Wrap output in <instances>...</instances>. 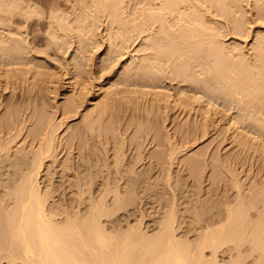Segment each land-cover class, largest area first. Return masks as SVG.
Masks as SVG:
<instances>
[{"label": "bare ground", "instance_id": "obj_1", "mask_svg": "<svg viewBox=\"0 0 264 264\" xmlns=\"http://www.w3.org/2000/svg\"><path fill=\"white\" fill-rule=\"evenodd\" d=\"M91 1L95 3L97 9H110V13L113 14H111L112 18H117H113V20L116 19V22L114 23H120V26L119 24L117 25L119 26L118 28H121V25L123 23V28L127 27V22H124V20H121L119 18L120 16L118 13V8L120 5L118 6V8L116 6L117 3H123L122 0V2H117L118 0H116L117 3L111 0H108L109 2H107L106 0ZM220 1L221 0H205V2H207L210 6H213L215 5V3L217 4ZM113 2L115 4L112 5ZM12 3V1L10 3L7 1L5 2V0H0V17L2 18L3 16L4 20L8 18L10 20L9 23L12 20V18L10 17L11 13L12 16H14V11H18V5H20L17 3L16 5H14L15 3ZM145 3L149 5V10L151 11L148 13L144 12L145 14L142 13L141 29L143 30L150 21L159 22L160 25L159 29L156 30L157 33L158 31L159 34H161L160 32H162L167 35L165 37L169 36V39L163 40L159 38L158 43L162 47L168 46L167 48H169V54L159 51V54H153L150 57L148 56L147 58H144V63H142L143 60L141 61L139 59L140 61H137L139 65H134L137 68H134L133 66V70L129 72H133V75L136 72L135 74L140 75L141 78L148 76V80H150V83H152L159 77L163 64L167 63L168 60L181 59L184 55L189 56L190 50H182V48L185 47H180L179 41L188 43L190 41V37L193 36V30L197 28V25H202L201 21L202 23H204L203 20L205 19V17H203L202 14H199V11L194 5L193 0H145ZM234 4H237V2H234ZM205 5H203V7ZM204 8L206 9L207 6ZM229 8L232 7L229 6ZM24 12L21 10L20 13L25 14L26 12ZM27 13H29V11ZM166 13H169L171 15L176 13L175 19L177 22L175 24L178 25V28L175 31H172L171 29L175 24L171 25L170 21L166 18ZM3 18L0 22L7 23L8 21L4 22ZM53 21L51 22L55 23L56 20L54 19ZM181 21H184V23H181ZM237 22H239V20ZM207 23L208 21L205 22L206 25ZM57 25L59 24L57 23ZM139 25L140 24L136 23L132 26H134V28L136 27L135 30L137 31V27ZM238 25L239 24L236 23V26L234 28L237 29L238 27L239 30L240 25ZM207 28L209 29L208 25ZM18 30L20 29L18 28ZM0 33L2 34V32ZM14 37L15 38H13V35L11 37L10 34L8 37L0 35V48L3 50V53L1 52L0 59L4 60L0 61V65L2 64L0 66L1 68L3 67V63L5 61H8L10 63L6 62V65L4 64L6 68H4L7 69L8 66L10 68L12 65V61L16 59L14 55L16 53H19V55L17 54L18 56L16 55L18 57L16 59V62L18 61L19 66L23 64L19 62H25L24 56L27 53L24 55V51L26 52L27 50H25L26 47L23 44L26 43V40L21 41V37ZM25 37H23L22 39H24ZM53 37H55V33ZM261 41L262 42L260 43L262 44H260L259 46L261 48L258 47L259 51L262 48L264 49L263 37ZM216 42L217 41L215 37L211 35V38L208 41L210 45L207 52L208 54H206L203 59H199V61L197 62L198 66H200L199 69H204L208 73H210L211 78L216 83L220 84L221 87L226 89L228 95L233 96L240 101L245 97L249 101V103L258 100L259 93L264 90V63L262 58L254 56L253 60H255H252L251 62V60L243 56L242 53H238L240 54L238 56V59H233L234 55L230 59L226 54L225 48L227 46L218 45ZM1 43H3L4 45L1 46ZM29 45H32V43ZM213 45L216 48L212 52L211 48ZM26 46L28 48V45ZM198 46V44H195L194 46L190 47L192 48ZM236 47L237 48H235V50L240 49L238 46ZM28 51L30 52V49ZM13 52L15 53L13 54ZM26 56L25 58H27ZM208 56H211L212 58L210 59V61H205L204 58H207ZM13 58L15 59L13 60ZM27 59L26 60L29 61V58ZM38 60L39 59L37 58L36 62ZM34 62L35 61H33V63ZM134 62L136 61H133L132 59V61H130L129 63L132 65L134 64ZM27 63L28 62H26V64ZM37 63H39V61ZM40 63L43 64L46 62ZM13 64L17 65L15 61ZM16 69L18 70V68ZM134 69H136L135 72ZM9 71H12V69H9ZM129 72L126 73L127 76L131 75H128ZM6 74L7 73H5V75ZM191 79L192 82L196 84L204 81L198 76L192 77ZM141 81L143 82V80ZM75 82H78L77 79L75 80ZM152 86H155V84ZM12 98L15 99V101L17 100L16 97ZM70 100L71 99H69V101ZM76 100L77 102L75 100L74 101L78 103V99ZM109 100H111V98L106 99V101L101 104L98 103L99 101H96L97 104L94 102L95 106L91 108L88 107L89 109L87 114L86 112H84L86 114H84L83 116V119L85 118L83 128L84 141L82 140V138H80V136H75L72 134H70L69 136L66 135L67 137L64 136V138L58 139V136H56V130L57 128H59L61 122L58 127H55L56 125H54V123L51 124L50 120L48 119L50 116H45L46 113L44 115V111L40 112L38 110L36 112L35 109L32 108L30 112L28 110L31 107H27L28 105L25 104L20 105L22 103L19 102V104L18 100L16 102L18 104L17 106H15V108L14 104H10V107L8 106L9 108L7 107L8 110L6 111H4V109L6 108H3V112H1L2 114L0 115L1 262L3 260V257H7V259L11 262L19 259L22 261V264H220L221 258L219 261L217 255L220 253L218 252L222 253V251H228V256L229 252L231 254L233 252L232 257L230 255V258L228 259L230 262L228 261V263L221 264H244V259H242L243 254H247L249 251H251V253L257 251L259 252V254L255 252L257 253V256H254V258L256 259L253 260H256L257 263L261 262V264H264V200L259 199L262 200L261 206H259V203L261 202L255 201L257 198L254 200V198L257 197H254L256 185H254L255 187L253 186L249 189H247L248 187L246 188V190L251 191V193L247 192L246 190L239 191L238 189H236L235 192L237 195H235V197L233 192L231 194L233 195L232 197H230V195L228 198H226L229 194V190L231 189L230 187L233 186V188H237V185H239V188L241 189L242 185L240 186L239 183H236L237 185L230 184V181L231 183H233L231 180L232 177L230 179L229 176V180L226 175L222 176V174L220 173L221 170H219L218 168L221 165L223 166L227 160L225 161L224 159H222V161L224 160L225 162L221 163L214 162V160V167L212 165V161H210V165H208V163L206 162L209 159L206 158V160L204 158V160H202L203 155L197 153L198 151H196L197 155H192L185 159H181L184 160L183 162L186 165L184 168V164L180 166V164L178 163L175 171H170L172 169L170 168V166L173 165L174 162H172V164H168L170 163V161L167 160V155L169 154V152L166 155L167 150L164 151V144L162 143L160 138L161 136L159 134L160 126L158 125L157 128L155 126L157 124H155L154 127H151L155 122H153L152 125L150 124L151 126H148L149 131H146L148 130L146 129L143 134L141 132V129H139L140 134L138 132L139 130H136V133L138 132L137 134L134 132L135 135H137L134 138V134L131 133L132 137L130 134L129 139H132L129 140L130 142L128 141V137L124 139V135L122 134V130H120V127L119 130L121 132L118 130V133H115L114 135L116 137V134L118 135L120 132L123 136L119 135L120 138L122 137L121 139H119V136L118 139L117 137L115 138L116 140L113 138L115 143L112 144L113 140L112 142L110 141L111 132L113 134L114 130V127H112V122H114L113 124H116L115 122H117L118 119L115 121V117L113 116L114 118H112V115L116 116V111L113 110L115 113L113 111H111V114L109 113V109L111 110L112 104L114 106V102H112V100L110 101V103L112 104L108 103ZM181 100L183 101L184 98ZM7 101H9V99H7ZM15 101H13V103ZM10 102H12V99ZM1 103L0 109L2 106H4V101H2V98ZM67 103L68 102H64L65 105L62 106L63 108L60 107V109L63 110L62 117L64 119H71V117H74L80 110H78L79 104L77 105L73 101H70L69 104ZM5 104H7V102ZM18 105H20L22 108L23 106H25L26 108H17ZM33 110L36 113L39 112L43 115L39 114V117L37 115L36 120L34 119L36 118V114ZM58 110H56L55 112H57ZM17 111H20V113L17 114ZM46 111L47 110H45V112ZM118 123H120V121H118ZM118 123L117 127L115 128V132H117V128L122 124L121 123L118 126ZM129 125L131 124L129 123ZM123 127H128V125L126 126L125 123L122 128ZM139 127L141 128L140 125ZM259 127L262 128L264 127V125L261 124V126ZM126 131L124 132L126 133ZM151 132H153V136L149 135L151 134ZM22 133L23 135L21 137V141L18 140V137L21 136ZM145 133L146 135H144ZM261 134H264V132H261ZM168 137L169 136H167V138ZM163 138L165 139V137ZM167 138L166 140L168 141ZM126 139L127 144L125 141ZM147 139L149 140V144H152L153 141H156V147L154 145V147L150 146L151 149L149 148V150L146 151V148H144V144L148 142ZM80 140H82L83 142H81ZM186 143L189 142L187 141ZM149 144L147 146H149ZM75 150H77L78 153H75ZM172 151L170 152L171 154L177 151V149L173 151V153ZM63 152H65L63 158H59L60 154ZM204 152V157H206L207 155L205 156ZM217 153L215 154L216 160L218 156ZM198 154L200 155L199 157H202L201 159L198 158ZM169 157L172 156L169 155ZM169 157L168 159L170 160L173 158ZM196 157L198 159H196ZM209 157L210 155L208 156V158ZM178 160H180V157ZM211 160H213L212 157ZM211 165L214 167V169ZM207 166H210V169H212L210 174V170L208 171V174H205L206 170L208 169ZM222 166L220 168L224 167ZM225 168L226 166L224 167V169ZM230 168L231 167L227 166V169ZM230 170L232 171L233 169ZM227 171L229 172V170ZM225 173L226 172H224V174ZM237 176H235V178ZM188 177H191V179ZM225 177L227 178V180ZM171 178H173V182L171 183V189L173 188V191H171V189L170 191L166 189L168 192L175 191L174 193H171L172 195L170 194V199L172 198L170 200L171 204L168 203L169 205L165 204L163 206L166 208L161 214L162 217L159 216L158 218L157 216L158 220L150 219V221H148L149 224L153 222L154 227L156 224V227H153L154 229H151L152 226L147 227V225L149 224L146 222V228L150 229L151 231L154 230L152 231V233L151 231H149L150 233L146 231V228L144 229L145 231L142 230V227L144 226L143 224L145 223L143 222V226H141L139 223H142V221L146 220L145 217L143 218V216H146V213L143 212L144 215H142V211L145 209V207L141 205L143 201L147 202V195L149 194L148 193L147 195H141L142 191L144 192V189L145 191H149L147 188L150 189L152 187L158 188L162 184H164L165 186V183H170L169 180ZM223 180H229V185ZM221 181H223L224 183ZM180 183L182 186L185 184V186L187 185L189 188H195L197 190L196 192L199 193L201 197L204 196L210 198L208 199L203 197L204 200L201 199V201H198L200 200V195L198 194V200H194V198H197V193L195 192L196 194L192 195H195L196 197L193 196V199L190 198L191 203L188 199L186 200V202L188 201L194 207L196 206L197 201L198 203L200 202L201 205L200 206L198 204V208H194L191 205L193 208H188L189 210L186 209L187 206L186 208H184L186 209L184 210L185 213L187 212L188 214V212H191L189 213V216H191V214L193 216L190 217L191 221L188 220L191 225L187 224V222L185 224L186 227L188 226L187 228H189L188 231H190V229H193L197 232L195 236L196 238H189L186 239V241L180 239L183 238L180 237L181 235L184 236V234L180 235L181 232L179 230L180 228H182L180 226L183 225H179L178 223L177 226H175L174 224V216L178 214L175 213L174 208H177L179 203L178 202L176 204L175 200L178 201V199H175V196L177 197L178 195L179 198V196L181 195H176L178 191L182 190L177 187L180 186ZM203 183L205 185H203ZM227 185L230 186V189L226 188ZM167 186L168 188H170V185ZM182 186L180 188H182ZM128 189L131 190L128 191ZM193 189H190V192L193 191L194 193L195 189ZM219 189L221 192L224 191L223 193L225 194L228 190V194H226L225 196V194H222L221 192L219 193ZM138 190L141 191L140 194ZM214 190L216 192V198L218 197L217 195L220 194L224 195V197L226 198L225 199L223 197L225 204L223 205L225 206L223 207L224 209L220 208L219 212L217 211L218 213L213 211L211 208L213 206V203L215 205L217 203L216 200L220 198L219 197L218 199L214 200L215 197L211 193V191ZM136 191H138V194L135 193ZM147 191L144 193H147ZM202 191L203 195L201 194ZM241 191L245 195H247V197H245V195L241 193ZM85 194L87 195L85 196ZM73 195L76 197H73ZM211 195L214 198L209 197ZM148 196H150V194ZM137 198L139 200H137ZM193 200H197L196 204L195 202H193ZM210 200H212L213 202H210ZM206 201L207 203L210 202L212 206H210L211 204L207 205ZM221 201L222 199L219 200V202ZM201 202L204 204H201ZM175 204L177 205L176 207ZM180 204L181 203H179V206ZM82 205H84V207H81ZM121 210L122 213H120ZM123 210H126L125 212L127 213H124ZM136 213L139 215L136 216ZM140 214L142 217L140 216ZM186 217L188 218V216ZM142 218L145 220H143ZM135 220H138L139 223H136ZM190 226L192 227L190 228ZM186 227H183L184 231L181 229L182 232H184L185 234H190L192 230L190 232H187L185 231ZM185 237L186 236H184V239ZM245 242H247V244ZM243 245L245 246L246 250L245 248H243ZM247 250L249 251L246 253L245 251ZM252 254L248 253L246 257ZM239 255L241 258L239 257ZM8 260H6L7 263ZM224 262H226V260ZM252 262L253 261H251V264ZM8 264H10V262ZM254 264L256 263L254 262Z\"/></svg>", "mask_w": 264, "mask_h": 264}, {"label": "rangeland", "instance_id": "obj_2", "mask_svg": "<svg viewBox=\"0 0 264 264\" xmlns=\"http://www.w3.org/2000/svg\"><path fill=\"white\" fill-rule=\"evenodd\" d=\"M6 1L10 3L12 1L13 2L12 4L15 3L14 5H16L17 3L20 5H18L19 10L18 11L15 10L17 12L14 11L13 13L14 16H12L11 13L10 17L12 18V20L10 23H9L10 20L8 18L4 20L2 16L4 22L8 21L7 22L8 24L0 22V32H2V34L0 33V35L8 37L10 34L11 37L13 35V38H15L14 36H16L17 38L18 36L21 37V41L26 40L25 41L26 43H28L29 41L28 44L23 42L24 43L23 45L26 48H27L26 45H28V48L27 49L25 48V50L27 51L26 52L24 51V55L27 53L26 54L27 56L26 55L25 56L29 58V61H27L28 59L25 58V56L23 55L25 62H19V63H23V64L24 63L26 64V62L28 63L26 65L21 64L19 66L18 61L16 62L19 53L14 54L15 52H13V54L16 57V59L13 58V60L15 59L14 61L17 65L13 64L14 61H12L11 67L9 68L8 66L7 69H5L6 67L4 66V64L6 62L10 63L8 61H5L3 63V67L2 68L0 67V74H1L0 92L1 94L3 93L2 95L0 94L1 96L0 103H1V98L2 101H4L3 104L4 106L1 105L2 107L0 109V115L2 114L1 112H3L4 107L6 108L4 109V111H6L8 110L7 107L8 106L10 107V104L12 105L14 104V108H15V106H17V104L21 102L22 104L19 103L20 105L25 104L28 105L27 107H31L28 110L30 112L32 108L35 109L36 112L38 110L40 112L44 111L43 112L44 115L46 113L45 116L47 115H48L47 117L50 116L48 119L50 120L51 124L54 123V125H56L55 127H58V125L61 122L60 124L61 126L59 125V128H57L56 130V136H58V139L64 138V136L67 137L70 134H72L75 136H80V138H82V140L84 141L83 139V134H84L83 128L85 123L84 122L85 118L83 119V116L85 114L84 112H86L87 114L89 109L88 107L91 108L95 106V103L97 104L98 101H99L98 103L101 104L104 103L106 99L111 98L112 102H114V106L112 103H110L111 100H109L108 103L112 104L111 110L109 109V113L111 114V111L113 110L116 111V113L113 111L116 114V116L112 115V118L115 117L114 118L115 121L117 119L118 121H120V123H118V121L115 122L116 124H113L114 122H112L113 125L112 127H114V130L112 129L113 134L111 132V139H110L111 142L113 138L115 139L117 137L118 139V136L121 135L120 130H122L124 139L128 137V141H129L130 139H132V138L129 139L131 133L134 134L133 138L137 136L135 135L136 130L138 131L139 129H141V132L143 134L144 131L149 128L148 126H151L152 123L155 122L151 127H154L155 124H157L155 125L157 128L158 125L160 126L159 134L161 136L160 137L161 141L164 144V149H165L164 151L167 150L166 155L169 152V154L167 155V160H169L170 163L168 164H172V162H174L173 165H171L172 167L169 165L170 168H172L170 171L173 170L175 171V169L178 166V163L180 164V166L184 164L183 162L184 160L181 159H185L192 155L193 156L197 155V153L203 155L202 160H204V158L209 159V160L206 159L207 161L205 160L208 163V165H210V161L213 162L215 160L214 162L221 163L227 160L225 163V164L228 163L227 165L222 163L224 164L223 165L224 167L226 166V168L224 169V167L221 164L217 163L223 167L220 168L221 167L220 166L218 169L221 170L220 173L222 174V176L226 175L227 178L230 176V179L232 177L231 180L233 183H231V181L229 182L230 180L229 178H228L229 180L226 181L227 180L226 177H225L226 180L223 181H225L228 185L229 183L232 185L239 183L240 186L241 185L242 186L240 189L239 185L237 184H236L237 188H233L232 185H231L232 187L227 185L226 188L228 189L230 187L231 189L230 188L229 189L231 190V192L229 190V194H228L227 193L228 190L227 192L225 190L226 194H228L226 198H228L233 192L235 197V195H237L235 192L236 189H238L239 191L240 190L245 191L247 187H248L247 189H249L250 187L256 185V187L255 186L254 187L257 193L255 191L254 197L255 196L257 197H255L254 200L256 198H257L255 200L256 202L258 201L261 202L262 200H264L263 198L264 197V185H263L264 184V134H261V132H264V127L262 128L259 127L261 126V124L264 125V90L259 93L258 100L256 101L249 103V101L245 97L243 98V100L240 101L235 97L228 95L227 90L221 87L220 84L216 83L211 78V74L208 73L206 70L204 69L200 70L199 69L200 66H198L197 64L199 59H203V57L206 54H208L207 52L210 47L208 41L211 38V35L215 37L217 41L216 43L218 45L227 46L225 48L226 54L230 59L233 55H234L233 59H238V56L242 53V55L247 57L249 60H251V62L254 56L255 57L258 56L262 58L264 63V49L262 48L260 51L258 49L260 44H262L260 43L262 42L261 41L262 37L264 38V0H221L219 3L217 4L215 3V5L213 6H210L207 2H205V0H193L194 5L197 7L199 11V14H202L203 17H205V19L203 18L204 23H202L201 21L202 25H197V28L193 30L192 32L193 36L190 37V41L188 43L179 41L180 47H185L182 48V50H186V49L190 50L191 55L190 54L189 56L184 55L181 59H171L168 60L167 63L163 64L159 77L154 82H152L155 84V86H152L154 84L150 83V80H148V76L142 77L143 78L142 79L140 75L135 74L136 69H134L135 72L134 75L133 72L132 73L129 72L133 70L134 65L136 64L139 65L138 62L140 60L142 61L144 58H147L148 56L150 57L153 54H159V51L169 54L168 51L169 48H167L168 46L162 47L158 43L159 38L163 40L169 39V36L165 37L167 36L166 34L162 32H160L161 34H159V31L157 33L156 30L159 29V25H160L159 22L150 21L143 30L141 29L142 13L145 14L151 11L149 10V5L145 3V0H122L123 3L121 4L117 3V2H122L121 0L120 1L118 0L117 2L116 0H111L117 3L116 4L117 8L120 5L118 8V13L120 16L119 18L121 20H124V22H127L126 28H123L124 23L121 25L122 26L121 28H118L120 26V23H118L119 26H117L118 25L117 23H114L116 22L117 18L113 17L116 18L115 20H113L111 16L112 13H110V9L108 10L102 8L97 9L95 3L92 2L91 0H24V1L5 0V2ZM106 1L109 2L108 0ZM234 2H237V4H234ZM113 4L115 3L113 2L112 5ZM203 5H205L204 7L207 6L208 9L206 8L207 9L206 10L203 7ZM223 5L225 8L223 7ZM229 6L232 8H229ZM226 7L227 10L229 9L230 11L229 10L227 11ZM21 10L23 12L25 11L26 13L29 11V13L27 14L25 12H24L25 14L20 13ZM25 15L27 18L25 17ZM175 17H176V13H174L173 15L166 13V18L167 20L170 21L171 25H174L177 22ZM2 18L0 19V21H2ZM54 19L56 21H58L59 19V21L58 22L55 21V23H53ZM205 20L208 21L207 25L209 26V29L205 24L206 22ZM238 20L239 22H237ZM57 23L59 25H57ZM136 23L140 24L137 27L138 29L137 31L135 30L136 27L134 28V26H132L133 24ZM181 23H184V21H181ZM236 23L240 25V26L238 25L240 27L239 30L238 27L237 29L234 28L236 26ZM18 28L20 30H18ZM177 28L178 25L175 24L174 27H172L171 29L172 31H175ZM54 33H55V37H53ZM154 35L157 36L155 37ZM23 37L25 38L22 39ZM56 39L59 43L56 41ZM30 41L32 45H29L31 44ZM1 44H2L1 46L4 45L3 43ZM195 44H198L199 46L192 48L190 47V46H194ZM236 46L240 48L239 50L236 49L237 51L235 50V48H237ZM215 48L216 47H214L213 45L211 51L213 52ZM29 49L30 52L28 51ZM1 50L2 49L0 48V55L1 52L3 53V50L2 51ZM31 58L36 60L38 58L39 63H37L38 61L36 62V60H32ZM211 58H212L211 56H208L207 58L204 59L205 61H210ZM132 59L133 61L136 62H134V64L131 65L129 62L132 61ZM1 60L2 59H0V61ZM33 61H35L36 64L35 62L33 63ZM29 62L32 64H30ZM40 62H46V63L41 64ZM142 63H144V60L142 61ZM16 68H18V70ZM134 68L137 67L134 66ZM9 69L10 70L12 69V71H9ZM3 70L5 73H7L6 74L7 76L5 75ZM8 72H12V73H8ZM127 72H129L128 75L131 74L133 76L131 75L127 76L126 74ZM196 76H198L200 79L204 81L198 84L193 83L191 78ZM73 77L76 78L74 79ZM76 79L78 82H75ZM141 80H143V82ZM147 83L150 84L148 85ZM10 96L16 97L18 103H16L17 100L15 101V99H13ZM183 98L184 100L182 101L181 99ZM7 99H9V101H7ZM11 99L12 102H10ZM69 99H71L70 101H73L74 103H76L77 102L76 99H78L79 102L76 104L77 105L79 104L78 110L79 109L80 110L74 117H71V119L70 118L64 119L62 117L63 110L60 109V107L63 108L62 106L66 104V103L64 104V102H68L67 104H69L70 102ZM5 101L7 102V104H5L6 103ZM13 101L15 102L13 103ZM80 103L82 106L80 105ZM33 104L35 107L33 106ZM20 105H18L17 108L24 109L25 106H23L22 108ZM45 110L47 111L45 112ZM56 110L58 111L55 112ZM36 112H35L36 118L34 119L37 120V115L39 117L40 116L39 114L42 113L39 112L36 113ZM18 113H20V111H17V114ZM117 123L118 126L119 124L121 123L122 124L117 128V132H115ZM125 123L126 126L128 125V127L122 128V126L125 125ZM129 123L132 126L129 125ZM139 125L141 126V128L139 127ZM118 130L120 132L118 135L116 134L115 137L114 134L118 133ZM124 131H126V133ZM146 131H149V129ZM138 132L140 134V130ZM23 133L21 134V136L18 137V140H21ZM144 135H146V133ZM149 135L153 136V132H151V134ZM162 136L165 137V139ZM167 136L169 137L167 138ZM121 138L119 136V139ZM166 138L168 139V141L166 140ZM162 139L164 140V142ZM82 140L80 141L83 142ZM125 141L127 144V139ZM187 141L189 143H186ZM155 142L156 141H153L152 144H149V140H148V142L144 144V148H146V151L149 150V148L151 149V147L154 146L156 147ZM167 142L170 143L168 144ZM114 143L115 141L113 140L112 144ZM148 144L149 146H147ZM165 145L167 149L165 148ZM173 147H175L177 151H175L176 149ZM168 148L171 150H169ZM172 150L175 151L176 153L175 152L173 153ZM202 150H204L205 152ZM171 151L173 154L170 153ZM196 151L198 152L196 153ZM74 152L78 153L77 150H75ZM203 152L205 153V156L207 155L206 157H204ZM64 153L65 152L61 153L59 158H63ZM216 153L218 155L217 156V160L219 159L218 161L215 159ZM199 154H198V158L201 159L202 157H199L200 156ZM169 155H171L173 158L169 157ZM184 155H188V156H184ZM209 155L210 157L208 158ZM168 157L172 158L171 160L173 161L168 159ZM179 157L180 160H178ZM211 157L213 158V160H211ZM198 158L196 157V159ZM222 159H224L225 161L224 160L222 161ZM214 162L212 165L215 167ZM185 166L186 165L184 164L183 168ZM227 166L231 167L230 169L233 170L231 171L230 169H227ZM207 168L208 169L206 170L205 174H208L209 170H210L209 171L210 174L212 169H210V166H207ZM227 170H229V172ZM224 172L226 173L224 174ZM235 176H237L236 178L238 180L235 178ZM188 178L191 179V177ZM169 181H170L169 184L168 183L166 184L164 182L165 186L164 184H162L163 186L161 185L158 188L156 187H152L150 189L147 188L149 190V191L146 190L147 193H144L146 192L145 189L144 192L142 191L141 195L142 194L147 195L148 193L150 194V196H148L149 194L147 195V199H148L147 202L143 201L141 205L145 207V209L147 210L146 211L144 209L145 211L144 210L142 211V213L143 212L146 213L145 214L146 216H143V218L145 217L146 220L142 218L143 220H145V221L141 220L142 223H139L138 220L137 221L135 220L136 223H139L141 226L144 225L142 227V230L146 228V224L148 223V221H150V219L158 220L159 216L162 217L161 214L164 212V209L166 208L163 207L165 204L166 205L168 203L171 204L170 203V200L172 199V198L170 199L172 195L171 193H174L175 191L168 192L172 187L171 183L173 182V178H171ZM238 181H241L242 183ZM167 185H170V188H168ZM179 185L180 186L177 187L179 189H182L184 193L182 190H181L182 192L178 191L176 195L181 194L180 195L181 198L180 196L178 198L177 195V197L175 196V199H178V201L174 199L176 201V204L178 202L181 203L180 206L179 203L178 206L175 204V207L177 206V208H174V211L175 213L178 214L174 216L175 218L174 224L175 226H177L178 223L179 225H183L180 226L182 228L179 229L181 233L180 232L178 233H180V235L184 234V236L186 237L188 236V237L187 238L185 237L184 239V236L182 235L180 236L179 234L178 235L183 238H180L179 236L178 237L181 240L186 241V239L189 238H193V239L196 238L195 236L197 232L194 231L193 229H190V231L192 230L191 231L192 233L188 231L189 228H187L188 226L186 227L185 224L186 222L187 224H190L188 220L191 221L190 217L193 216L192 214L191 216H189L190 215L189 213L191 212H188L187 214V212L185 213L184 210L188 208L192 209L194 207L192 204H190L191 203L190 198L193 199L194 197L197 196V198H194V200L195 199L198 200L199 193L196 192L197 190L195 188L194 190L193 188H189L187 185L185 186V184L182 186L181 183ZM203 185L205 184L203 183ZM181 186L182 188H180ZM172 189L171 191H173ZM190 189H193L194 193L192 190H191L192 192H190ZM130 190L128 189V191ZM138 191L140 194L141 191L140 190ZM138 191H136L135 193L138 194ZM242 191L241 193H243ZM246 191L251 193V191L249 190ZM195 192L197 193V195L196 196L192 195V194H196ZM220 192L221 191L219 189V193ZM223 192L221 193L225 194ZM202 193L203 191L201 192V194ZM211 193L215 197L214 200L218 199L219 197L220 198L216 200L217 203L215 205L213 203V206L210 203L214 201L213 199H212L213 201L210 200L209 203H207L208 201L207 200L206 203L207 205L211 204L210 206H212L211 208L213 211L219 212L220 208L224 209L223 207H225L223 206L225 205L223 199L224 195L221 194L217 195L218 197L216 198L215 190L211 191ZM86 195L87 194H85V196ZM212 195L209 197H213ZM232 196L233 195H231L230 197ZM73 197L76 196L73 195ZM203 197L204 196L201 197L200 195L199 197L200 200L198 201H201V199L204 200V198H208V197H204V198ZM245 197H247V195H245ZM187 199L190 202L189 203L187 201L188 204L186 202ZM221 199L223 203L222 201L219 202V200ZM137 200L139 199L137 198ZM194 200L193 202H195L196 204L197 200L196 201ZM198 201L195 206L197 208L199 207L198 204L200 205V202L198 203ZM204 203L201 202V204ZM259 204H260L259 206H261L262 202ZM81 207H84V205H82ZM125 211L126 210H123L124 213H127ZM120 213H122V210L120 211ZM144 213L142 215H144ZM137 215L139 214L136 213V216ZM186 216H188V218ZM143 222L145 224H143ZM152 223L153 222H151L150 224L148 223L149 225H147V227L152 226L151 229H154L156 227V224L154 227L153 226L154 223L153 224ZM183 227H186L185 231L190 232V234L186 233L187 234L186 235L184 232H182ZM191 227L192 226H190V228ZM145 230L148 232L151 231L150 229L147 228ZM245 243L247 244V242ZM243 248H245V246ZM248 251L249 250L245 252L247 253ZM255 252L254 253L252 252L254 254L253 255L251 251H249L248 253L252 255H248L247 257L246 255L248 253L243 254L242 259H244V264H248V263L251 264V261H253L252 264H254V262L256 264L259 263L261 264V262L258 261L259 263H257L256 260L255 261L253 260L256 259L254 258V256L256 257L257 253L259 254V252L257 253ZM218 253H217L218 260L220 261L221 258L220 264L228 263L229 261L228 259L230 258L229 256L231 255L232 257L233 254V252L232 254L229 252V256H228V251L226 252L222 251V253L221 252ZM224 259L226 260V262H224L225 261ZM6 260H8L7 257H3L2 262L0 259V264L2 263L8 264L9 262L10 264H22L21 263L22 261L19 259H16L15 261L12 262L8 260V263Z\"/></svg>", "mask_w": 264, "mask_h": 264}]
</instances>
